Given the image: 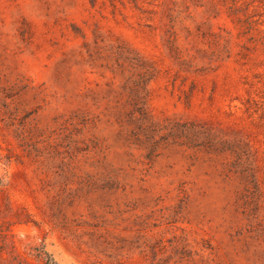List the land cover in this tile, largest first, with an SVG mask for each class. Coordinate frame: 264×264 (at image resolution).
Listing matches in <instances>:
<instances>
[{"label": "rangeland", "instance_id": "1", "mask_svg": "<svg viewBox=\"0 0 264 264\" xmlns=\"http://www.w3.org/2000/svg\"><path fill=\"white\" fill-rule=\"evenodd\" d=\"M53 261L264 264V0H0V264Z\"/></svg>", "mask_w": 264, "mask_h": 264}, {"label": "trees", "instance_id": "2", "mask_svg": "<svg viewBox=\"0 0 264 264\" xmlns=\"http://www.w3.org/2000/svg\"><path fill=\"white\" fill-rule=\"evenodd\" d=\"M51 262H52V261H51ZM51 264H55L54 261H53V263H51Z\"/></svg>", "mask_w": 264, "mask_h": 264}]
</instances>
